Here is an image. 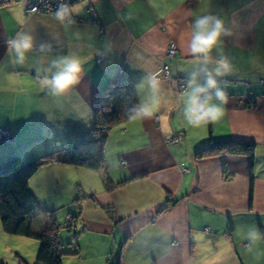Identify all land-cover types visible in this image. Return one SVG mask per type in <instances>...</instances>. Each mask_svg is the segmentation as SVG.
Here are the masks:
<instances>
[{
	"label": "crops",
	"instance_id": "0c3cea01",
	"mask_svg": "<svg viewBox=\"0 0 264 264\" xmlns=\"http://www.w3.org/2000/svg\"><path fill=\"white\" fill-rule=\"evenodd\" d=\"M68 1L70 20L28 13L37 0L0 7V130L14 138L0 143V163L51 154L69 160L29 180L40 202L51 186L58 191L76 182V172L83 176L73 200L78 253L63 264H264V0ZM206 15L221 19L228 33L207 61L189 48L195 19ZM23 36L32 48L20 63L9 41ZM171 42L173 60L166 57ZM65 57L81 61L78 83L63 93L42 87ZM221 60L230 68L218 75ZM165 64L170 80L163 78ZM113 77L136 96L138 109L153 114L113 128L97 163L73 164L70 147L91 136L102 89ZM210 80L215 93H227L223 115L193 127L185 118L189 98ZM130 93L119 109L130 112ZM176 135L180 142H170ZM228 139L256 144L254 159L195 158L211 141Z\"/></svg>",
	"mask_w": 264,
	"mask_h": 264
},
{
	"label": "trees",
	"instance_id": "16d2710c",
	"mask_svg": "<svg viewBox=\"0 0 264 264\" xmlns=\"http://www.w3.org/2000/svg\"><path fill=\"white\" fill-rule=\"evenodd\" d=\"M16 0H0V7ZM39 13L54 14L64 12V20H70V8L74 2L68 0H37ZM130 91L118 77L109 78L102 89L100 101L95 111L91 136L79 143L71 145L74 154L73 164H85L88 161L97 163L102 156L101 142L117 125L133 117L138 110L136 96L132 97L130 112L120 111L119 105ZM212 85H205L198 99L205 101L216 98ZM253 103V102H252ZM247 107H252L250 103ZM121 108V107H120ZM256 144L238 139L211 141L195 153V158L203 159L216 156H247L254 159ZM59 162H70L59 155H49L42 159L22 162L19 157L11 156L0 163V222L7 234L32 238L38 241V250L34 264H63V259L78 253V230L75 226L76 215L70 217L66 224L69 232L64 235L57 223L53 211H46V222H41L34 216L41 209V203L29 188V180L42 167ZM225 170V166H223ZM106 185L108 180L105 179ZM84 197L78 198V202ZM109 213V211H107ZM234 231L229 219L228 232ZM64 242H63V237ZM6 264V263H2Z\"/></svg>",
	"mask_w": 264,
	"mask_h": 264
},
{
	"label": "clouds",
	"instance_id": "9594fccd",
	"mask_svg": "<svg viewBox=\"0 0 264 264\" xmlns=\"http://www.w3.org/2000/svg\"><path fill=\"white\" fill-rule=\"evenodd\" d=\"M58 19H64V12L58 11L56 13ZM222 35H228L225 30L224 22L216 17L206 15L199 16L193 23V30L191 33V40L189 44L190 52L193 56H203L207 61L208 54L218 44ZM10 48H14L18 57V61L22 63L24 55L32 48V40L29 36H23L19 40L9 41ZM219 67L216 69L218 75H223L229 71V63L227 60L218 62ZM57 71L50 79L45 78L41 82L42 87H49L54 93H63L77 84L81 74V61L74 57H65L54 63ZM223 69V71H221ZM153 88L156 87V82L150 81ZM209 84L215 86V82L210 80ZM216 98L219 104H210L205 101H200L198 97L193 94L189 98V106L185 111V118L187 123L193 127L200 125H207L217 121L223 115L222 104L227 103V93L218 89ZM151 107H142L138 109L133 118H141L142 116L150 117L152 115Z\"/></svg>",
	"mask_w": 264,
	"mask_h": 264
},
{
	"label": "rangeland",
	"instance_id": "374dc122",
	"mask_svg": "<svg viewBox=\"0 0 264 264\" xmlns=\"http://www.w3.org/2000/svg\"><path fill=\"white\" fill-rule=\"evenodd\" d=\"M120 111L124 113L128 112L125 109H121ZM79 173L80 171L76 172V182H71L74 180H70L69 183L71 185H68L67 187H62L60 190L56 191L54 186H51L50 190L46 192V198L43 199L44 201H39L41 203V209L34 214L37 219L45 220L46 211H53L57 223L63 229L62 232L64 235L69 233L66 229V224L76 210L73 200L78 195L76 186L79 183L77 181L83 177L79 176ZM72 183H75V185ZM62 196L64 199L57 200ZM64 238L65 236L63 237V242ZM34 245L36 249L35 251L33 250ZM38 247V241L35 239L7 234L3 231L0 222V264H34Z\"/></svg>",
	"mask_w": 264,
	"mask_h": 264
},
{
	"label": "built area",
	"instance_id": "2783aa9c",
	"mask_svg": "<svg viewBox=\"0 0 264 264\" xmlns=\"http://www.w3.org/2000/svg\"><path fill=\"white\" fill-rule=\"evenodd\" d=\"M37 11V4H33L32 7H30L28 9V13H33ZM89 13H92L91 10H88ZM92 17L95 18V15L94 13H92ZM176 53H177V48L175 46L174 43H170L167 47V50H166V57L169 59V60H173L175 59L176 57ZM162 72H163V78L166 79V80H170L171 79V76H170V69H169V66L167 64H165L162 68ZM181 88L183 89L184 86H181ZM181 140V136L180 135H176L174 137H172L170 139V142H173V143H179ZM14 142V138L13 136L8 133L7 131H4V130H0V143L2 144H12Z\"/></svg>",
	"mask_w": 264,
	"mask_h": 264
}]
</instances>
